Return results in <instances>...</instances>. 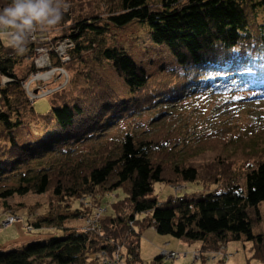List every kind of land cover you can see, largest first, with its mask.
<instances>
[{
	"label": "trees",
	"instance_id": "16d2710c",
	"mask_svg": "<svg viewBox=\"0 0 264 264\" xmlns=\"http://www.w3.org/2000/svg\"><path fill=\"white\" fill-rule=\"evenodd\" d=\"M8 3L4 0L0 8ZM110 10L107 15L78 17L66 11L62 33L37 31L23 55L0 39V74L9 78L0 83V199L6 203L30 192L48 193V213L35 222L28 220L27 227L62 231L21 249L0 251V264H100L99 252L117 249L126 264H143L140 242L147 227L200 241L202 264L228 241L241 240L253 243L252 257L264 264V233L254 230L264 202V149L253 156L231 141L222 145L225 155L207 166L196 165L167 149L172 130L163 118L199 91H244L251 99L264 98V0H121ZM134 21L148 28L154 44L170 50L182 72L162 68L153 81L116 44L109 24L121 28ZM66 38L74 43L70 59L57 61L54 49L51 56L65 66L69 80L49 96L50 110L40 114L23 85L37 70L35 47L56 46ZM85 53L116 70L129 88L128 100L89 66ZM146 110H154L153 120L162 124L159 133L127 131L119 142L104 143L94 156L77 153L80 144L97 140L121 119ZM32 124L42 125L41 140L21 145L16 131ZM241 159L249 162L242 173L234 167ZM201 181L211 183L206 187L216 184V190L172 195L165 202L155 193L156 183ZM119 189L125 197L105 208L94 229L66 224L91 217L99 208L95 203L84 206V198ZM74 200L82 207L73 210ZM162 258L160 253L152 264H162Z\"/></svg>",
	"mask_w": 264,
	"mask_h": 264
},
{
	"label": "rangeland",
	"instance_id": "374dc122",
	"mask_svg": "<svg viewBox=\"0 0 264 264\" xmlns=\"http://www.w3.org/2000/svg\"><path fill=\"white\" fill-rule=\"evenodd\" d=\"M4 0H0L3 3ZM121 0H67V12L74 17L89 13H103L107 15L112 8H117ZM117 10V9H116ZM110 33L120 47L126 49L132 58L145 69L151 80H157L161 69L177 70L182 72V67L165 45L154 44L149 36V31L143 24L134 21L124 27H116L109 24ZM63 31L62 24L52 31H47L50 36L59 35ZM88 56V53H85ZM87 63L91 66L122 99L131 97L129 88L116 70L107 62L98 63L88 56ZM37 84H34V88ZM55 86L57 84H51ZM250 92L238 91L234 93L223 92H195L186 97L172 108V114L164 116L168 127L172 130V144L167 149L176 152L179 158H187L186 161L197 163L196 165L207 166L216 160V157L225 155L224 143H234L233 147H240L244 151L255 156L254 151L264 149V98L251 99ZM36 112L45 114L50 110L51 101L49 96L40 97L33 101ZM154 110H146L143 113L133 114L121 119L110 127L107 134L97 140L87 141L77 147V153L84 157L96 155L98 148L104 143L113 140L119 142L127 132H142V134L159 133L162 124L153 120ZM154 121V122H153ZM4 128L0 124V131ZM43 127L40 124H32L19 128L16 131L18 142L27 145L31 140L39 141L42 138ZM174 138V140H173ZM231 147V151H233ZM254 147L253 149H248ZM229 149V148H228ZM236 153V151H235ZM227 154V153H226ZM261 154V153H260ZM232 155H235L232 153ZM237 157H239L236 154ZM167 159L169 156H164ZM0 155V161H1ZM254 158L249 162H253ZM245 160L236 163L235 169L242 173L247 167ZM238 172V173H239ZM209 182H180L178 185L156 183L155 193L160 202H165L172 195L185 193L216 190V184L206 187ZM99 193L96 197H86L84 206H92L111 209V204L125 197L122 189L114 193ZM50 195L28 193L24 196H14L7 199L6 203L0 199V251L21 249L24 245L35 240H47L51 236L59 235L61 230L56 228H36L30 230L27 227L28 220L35 222L48 213ZM82 207L78 200L73 201L72 209ZM95 208V207H94ZM96 211V208L94 209ZM9 214H15L19 220L4 225ZM261 221L255 224L256 233H264V202L261 204ZM77 228L88 227L86 219H72L66 223ZM200 241H186L172 235L160 234L154 227H147L142 231L140 242V257L143 264H152L157 256L164 251L188 253L176 260L162 258V264H202V259L194 260L192 252L201 250ZM253 243L250 241H228L226 251L230 254L224 261L208 259L206 264H261L257 258H253Z\"/></svg>",
	"mask_w": 264,
	"mask_h": 264
},
{
	"label": "built area",
	"instance_id": "2783aa9c",
	"mask_svg": "<svg viewBox=\"0 0 264 264\" xmlns=\"http://www.w3.org/2000/svg\"><path fill=\"white\" fill-rule=\"evenodd\" d=\"M32 40L36 39V33L31 37ZM74 46L71 39L66 38L61 40L56 46L49 47L47 45H37L35 47V65L36 71L32 73L29 80L23 83L24 88L31 101L40 97L51 96L54 92L65 86L69 80V73L63 64H55L52 60L51 51L55 50L56 60L65 63L70 59L69 50ZM58 62V63H59ZM9 81L7 76L0 74V83L2 85ZM34 84H37L34 88ZM51 84H57L52 86ZM105 208L99 207L95 211L93 216H89L86 219L88 227L84 229L95 228L99 222L100 217L104 213ZM19 218L15 214H9L4 225H8L18 221ZM28 229H32V226H28ZM162 256L166 259L176 260L178 258L186 256L188 253H178L175 251L161 252ZM192 258L196 261L201 259V252H192ZM230 256L226 251V246H221L218 250L212 251L209 254L208 259L215 261H224ZM98 263L100 264H126L125 258L121 249H117L111 254L107 251H101L97 255Z\"/></svg>",
	"mask_w": 264,
	"mask_h": 264
},
{
	"label": "clouds",
	"instance_id": "9594fccd",
	"mask_svg": "<svg viewBox=\"0 0 264 264\" xmlns=\"http://www.w3.org/2000/svg\"><path fill=\"white\" fill-rule=\"evenodd\" d=\"M68 6L67 0H10L0 8V39L23 55L34 33L59 27Z\"/></svg>",
	"mask_w": 264,
	"mask_h": 264
}]
</instances>
